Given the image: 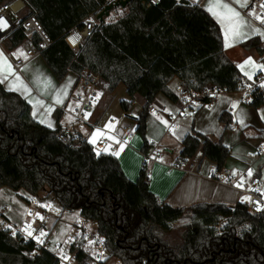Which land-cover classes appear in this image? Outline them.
Returning a JSON list of instances; mask_svg holds the SVG:
<instances>
[{
  "label": "trees",
  "instance_id": "16d2710c",
  "mask_svg": "<svg viewBox=\"0 0 264 264\" xmlns=\"http://www.w3.org/2000/svg\"><path fill=\"white\" fill-rule=\"evenodd\" d=\"M22 1L27 16H36L54 41L41 56L58 81L69 73L78 80L87 69L100 71L110 94L120 85L126 87L128 100L121 102L126 113L137 95L144 98L136 118L144 155L152 149L147 119L156 97L163 93L179 103L177 93L169 88L174 79L186 91L229 93L236 92L244 79L225 54L218 23L199 3L161 0L147 7L143 0H133L126 9H114L112 16L118 17L100 23L76 55L63 41L64 33L100 10L105 0ZM9 41L13 47L25 41L21 25ZM243 48L264 53L257 38L243 43ZM251 106H264V98L258 97ZM60 118L55 129L39 123L32 116L31 105L0 81V189L43 193L64 209L97 222L105 239V262L264 264V214H252L243 203L174 208L161 202L150 191L146 161L138 179L131 181L117 157L96 153L87 140L77 147L58 140ZM219 121L227 131L234 118L223 112ZM259 136L264 138V131ZM199 152L218 170L225 167L230 155L221 141L214 142L192 128L182 142L180 159L191 160ZM183 222H187L183 231L173 236L174 226ZM33 251L32 244L0 231V264H57L46 251L31 259Z\"/></svg>",
  "mask_w": 264,
  "mask_h": 264
},
{
  "label": "crops",
  "instance_id": "0c3cea01",
  "mask_svg": "<svg viewBox=\"0 0 264 264\" xmlns=\"http://www.w3.org/2000/svg\"><path fill=\"white\" fill-rule=\"evenodd\" d=\"M20 1L21 3L19 4L18 12H16L17 16H20L19 13L25 10V3L22 0H18L17 2ZM189 1L192 3H199L200 6L218 23L224 39L225 54L238 67L244 79L252 81L260 73L264 72V53L260 54L256 49L246 50L243 48V43L257 38L261 42L262 49H264V24H261V20L256 18L259 15L250 8L254 0H247L245 6H241L243 0H241V3H237L236 0H222L223 3L229 4V6L238 11L244 22L240 29L243 35L234 38L229 37L227 41L225 39L224 26L216 16L207 10L212 0ZM14 4L15 3L12 2V5ZM111 16L112 12L106 20ZM229 44L231 46H228ZM20 50L22 51L21 46L13 47L10 44V41L9 45L5 43V48L2 46V51L6 60L4 67L2 64L0 65V81L4 87L9 91L20 94L21 97L31 105L32 116L39 123L55 129L57 127V117L60 115L61 118L59 123L62 129L68 128L74 130L78 124H75L74 122L66 124L64 120L65 111L63 110V107L68 102L67 96H70V94L66 93V87H61L63 86V81L60 82L54 77L42 56L33 59L24 68L28 78L24 75V72L23 76L12 75L13 68L7 55L11 57L20 56L22 55L20 54ZM249 59L252 62L246 63ZM33 66H36V68ZM19 77H21L24 82L19 81ZM31 79L36 86H34L33 83H30ZM41 80H48L51 86L55 87L56 91H51L49 94H46L43 87L39 84ZM65 80H69L70 85L74 82L72 85L73 88L78 81L77 76L74 73H69ZM174 80L176 81V88L180 85V80L178 78ZM170 90L175 92L171 87ZM100 94L102 95L98 98L99 101L90 114L92 121H89L91 123H98L99 129L92 131L87 127L88 130L82 132L84 139L93 147H95L100 141L110 138L105 130L110 128L111 119H118L122 122L124 119L123 115H115L111 113L109 104L110 93L108 92L107 87ZM221 94L223 96H230L235 93L221 92ZM138 97L140 96L137 95L135 97V101ZM140 98H142L141 101L144 107L145 100L142 96ZM160 98V95H158L156 101L152 105V107L156 108L157 112L149 113L147 119V139L152 145L150 154H161L160 158H152L153 160H150L149 162L147 161L150 178V191L155 194L161 202L174 208H187L196 204L204 203H221L228 206H235L238 203L246 204L250 199L248 189L232 188L212 178L211 171L215 169L217 165L208 159H203L201 152H199L193 159L189 160L185 167H178L176 165L177 161L180 159L182 142L185 136L192 131V128L177 132L175 135L177 139H175L174 134L176 131H179V126L176 123L178 117L172 114L171 106L172 104H176L180 108V103L173 102L167 97H162L163 99ZM240 100V97L238 102L230 99V101L226 103V106L220 107L218 113L219 117L223 112H228L234 118L231 130L227 131L225 130V125L219 121L222 128L221 130H223L220 138L212 134L211 130H196L198 133L206 136L214 142L221 141L224 146L229 149L230 155L226 161L225 167L233 170L243 168V166L251 162L246 159V154L252 149H255L257 145L261 143L262 138L259 136V132L262 130L264 131V106L255 109L251 105L242 104ZM214 104L215 103L203 108L199 114L194 117L200 116L203 111H211ZM241 111H245V118L240 115ZM70 114L73 118V111L70 112ZM179 115L182 116L183 114L180 113ZM238 122L241 123V127L238 125ZM235 131H237V133H235ZM225 134H236L238 136L239 143L238 147L235 148H239L238 151H235L230 141L227 140V142H223V139L226 137ZM93 137L95 140L94 142H91ZM142 145L143 140L137 135L135 139L130 142V145H122L115 153H109L119 159L125 175L131 181H136L138 179L139 172L145 161V155H142L141 152ZM259 166L261 167L259 175L264 184V164L260 163ZM19 193L25 194L26 191L21 190L12 196L10 194L0 195V208L4 206L7 207V217L14 223H18L22 219L24 211L23 202L18 195ZM68 221L71 220L66 218V221L62 225H65L66 223L70 228ZM115 261L120 264L119 261Z\"/></svg>",
  "mask_w": 264,
  "mask_h": 264
},
{
  "label": "built area",
  "instance_id": "2783aa9c",
  "mask_svg": "<svg viewBox=\"0 0 264 264\" xmlns=\"http://www.w3.org/2000/svg\"><path fill=\"white\" fill-rule=\"evenodd\" d=\"M116 1L118 0H105L100 10L88 15L78 25L71 27L64 33L63 41L76 55L87 40L93 36L96 27L102 23L98 18L99 14L106 6ZM160 2L161 0H143V5L150 7ZM250 8L259 17L264 18V0H254ZM21 18L19 19L13 10L12 3L6 0L0 4V20L5 22L0 23V45L2 40L11 36L19 25L23 28L25 36V41L21 44L23 55L15 57L7 55L13 68L12 75L23 76V70L27 64L40 57L45 50L52 46L54 41L36 16ZM76 36L78 39L73 43L72 38ZM106 87L107 82L100 71L87 69L78 78L75 88L77 92L75 94L72 92L70 95V99L76 100L79 104L73 113L74 120L83 123L92 131L98 130L99 125L87 121L86 115L93 111L98 102V95ZM175 92L179 97L181 114H190L193 117L197 116L203 108L208 107L216 95L221 93L215 89H204L198 92L186 91L182 85L177 86ZM235 93L240 94V102L246 105H251L258 97L264 98V72L252 81L243 79ZM156 112L155 107L149 109V113ZM105 132L110 138L100 141L94 147L96 153L113 154L120 146L130 145V142L137 136L136 130L118 119H111L110 128L106 129ZM57 139L62 142H69L74 147L85 140L81 132L68 128L62 129L57 134ZM160 157V153L148 154L145 155V161ZM248 157L251 162L246 168L237 170L227 167L221 170L215 168L211 171V176L229 187L247 188L250 199L246 206L252 214L260 215L264 214V184L259 175L261 169L259 165L264 162V140L248 153ZM188 162L189 159H180L176 165L185 167ZM18 195L24 206L22 219L18 223H14L7 217V207L0 208V231L8 232L11 236L32 244L34 251L30 254L31 259H35L39 253L46 251L54 256L57 264H105V259L108 256L105 250V239L100 234L97 222L85 219L80 215L79 218L68 221L70 228L66 238L57 239L55 238L56 228L63 224L66 218L75 211L64 209L45 194L31 195L26 192Z\"/></svg>",
  "mask_w": 264,
  "mask_h": 264
},
{
  "label": "rangeland",
  "instance_id": "374dc122",
  "mask_svg": "<svg viewBox=\"0 0 264 264\" xmlns=\"http://www.w3.org/2000/svg\"><path fill=\"white\" fill-rule=\"evenodd\" d=\"M8 2L12 3L10 1H8ZM124 9H126V8H124ZM120 12H118V13H120ZM19 15H20V16H18L19 19H22L21 17L27 16L26 9L24 11H22L21 13H19ZM117 17H118V15H114L113 14V16H111L109 18V20L110 19L115 20ZM9 37H7L6 39H3L2 42H1L2 45H0V65L2 64L3 67L5 65L6 58H5L4 54H3L2 46L5 48V43H7L9 45ZM20 54L23 55V51L20 50ZM33 67L36 68V66H33ZM0 70H1V67H0ZM23 72H24V75L27 77L26 71L24 70ZM19 78H20L19 81H23L24 82V80L21 77H19ZM30 83L34 84L32 79H31ZM73 83H71V85H70L69 80H65V81H63V83H62L63 86H61V87H66L67 88V89L64 88V89L67 90L66 93L71 95V93L73 92L75 94L77 92V89H75L76 85H74V88L72 87ZM175 83H176V81L174 80V81H172L169 84V86L171 87V89L176 91V88H175L176 84ZM39 84L43 87V90L45 91L46 94H49L51 91H56L55 87H52L48 80H41ZM34 86H36V85L34 84ZM71 90H72V92H71ZM103 91H104V89H103ZM103 91H101V93ZM100 95H102V94H99L98 98H100ZM159 95L161 97L160 99H163L162 97L166 98V96L163 93H160ZM138 96H140V95H138ZM48 97H49V95H48ZM67 97H68L67 98L68 102L64 106L65 109L63 107V110L65 111V114H64L65 115L64 116L65 123L66 124H71L72 122H74L75 124H78V125H76L74 131H78V132H81V133L82 132H86L88 130L87 127L81 122H76L74 120V118L71 117V114H70V112H72V111L74 113L75 108H77L79 106L78 102L76 100L70 99V96H67ZM140 97H138V99H136V101L134 102L133 107L131 108L130 112L125 113L122 110V108H121V102L124 101V100L125 101L128 100L126 87L124 85H120L115 90V92H113L111 95L109 94V104H110L111 113L115 114V115H123L124 124L130 126L134 130H136V125H137L136 118L139 116V114H140V112H141V110L143 108L142 101H141L142 98H140ZM239 97H240V94H238V93L232 94L230 96H226V95L223 96L220 93V94L216 95L215 99L212 100V102L209 104V106H210L213 103H215L213 108H212V110L211 111H203L200 114V116H198V117H192L190 114L181 116V115H179L181 113V107L179 108V106H177L176 104H172V106H171L172 111L171 112H172V114H174V116L178 117L176 123L179 126V131H176L175 134H174L175 139H177V137L175 136L177 132L183 131V130H185L187 128H194L195 131L196 130H199V131L211 130L212 134H214L215 136H218V138H220L222 133H223V130H221L222 128H221V124L219 122V114H218L219 110H220V107L226 106V103H228L230 101V99L238 102ZM96 105H95V107H96ZM90 114L91 113L86 115V120L87 121H92L91 118H90ZM240 115H242L245 118L246 117L245 111H241ZM238 125L241 127V123L240 122H238ZM261 132H263V130L260 131L259 133L261 134ZM235 133H237V131H235ZM136 135H138V137L142 138L140 136V134L137 133V131H136ZM225 136L226 137L223 139V142H227V140H228V141L231 142V144H232L234 149L236 147H238L239 141H238V136L236 134H233V135L225 134ZM227 136H228V138H227ZM94 137H95V134H94ZM94 137L92 138L91 142H94V140H95ZM261 138H262L261 139V142H262L264 140V138L263 137H261ZM238 150H239V148L235 149V151H238ZM253 150L254 149H252L251 151H253ZM150 153L151 152H149V154ZM143 159H144V156H143ZM246 159L249 160L248 153L246 154ZM149 161L150 160H148V162ZM261 163L264 164V162H261ZM249 164L250 163H247L245 166H243V168H240V169L246 168ZM263 178H264V171H263ZM15 193H16L15 191H13V190H11L9 188H1L0 189V195H2V194H10L12 196V195H15ZM41 194H43V193H41ZM79 216H80L79 212L75 211V212H73V214L71 216H69L67 218L70 219V220H75V218H79ZM186 223L187 222L176 224L174 226L176 230H175L173 236L178 237L180 235V233L183 231ZM68 228L69 227H68V225L66 223H65V225L60 224L55 230L56 237L58 239H65L66 236H67V233H68ZM105 264H119V263L116 262L114 259H112L109 262H105Z\"/></svg>",
  "mask_w": 264,
  "mask_h": 264
},
{
  "label": "snow or ice",
  "instance_id": "6c2138e0",
  "mask_svg": "<svg viewBox=\"0 0 264 264\" xmlns=\"http://www.w3.org/2000/svg\"><path fill=\"white\" fill-rule=\"evenodd\" d=\"M236 2L241 3V0H236ZM246 2L247 0H243L241 6H245ZM207 10L211 12L214 16H216L218 20L221 22V24L224 26L226 41L229 39V37L234 38L243 35L240 29L243 26L244 22L240 17V13L231 6H229V4L223 3L222 0H212ZM256 18L260 19L261 23H264V18H261L259 16H257ZM0 23H5V22L0 20ZM77 39L78 36L73 37L72 42L75 43ZM228 46L231 45L229 44ZM251 62L252 61L250 59L249 61H246V63H251ZM9 71H10V66H9ZM29 235H31V233H29ZM41 235H43V233H41Z\"/></svg>",
  "mask_w": 264,
  "mask_h": 264
},
{
  "label": "water",
  "instance_id": "95a60500",
  "mask_svg": "<svg viewBox=\"0 0 264 264\" xmlns=\"http://www.w3.org/2000/svg\"><path fill=\"white\" fill-rule=\"evenodd\" d=\"M131 1H133V0H118L115 3L106 6V8L99 14L98 18L100 19L101 22H104L105 21L104 18L108 17L114 9L119 8V7L127 8V6L130 4ZM20 3H21V1L16 2L13 5V10L15 12H18V8L20 6L19 5Z\"/></svg>",
  "mask_w": 264,
  "mask_h": 264
}]
</instances>
